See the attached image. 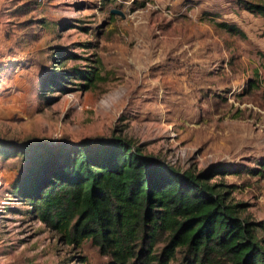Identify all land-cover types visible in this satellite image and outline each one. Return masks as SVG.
I'll list each match as a JSON object with an SVG mask.
<instances>
[{
	"label": "rangeland",
	"instance_id": "1",
	"mask_svg": "<svg viewBox=\"0 0 264 264\" xmlns=\"http://www.w3.org/2000/svg\"><path fill=\"white\" fill-rule=\"evenodd\" d=\"M263 32L236 0H0V149L125 137L181 171L224 168L211 181L233 185L242 217L264 224ZM57 51L77 55L68 66L97 54L106 81L43 95ZM29 166L0 154V264H107L91 240L67 244L28 212L15 186Z\"/></svg>",
	"mask_w": 264,
	"mask_h": 264
},
{
	"label": "trees",
	"instance_id": "2",
	"mask_svg": "<svg viewBox=\"0 0 264 264\" xmlns=\"http://www.w3.org/2000/svg\"><path fill=\"white\" fill-rule=\"evenodd\" d=\"M236 3L264 18V0ZM33 5L25 2L13 12H31ZM218 26L245 37L235 25L222 21ZM76 56L54 54L43 95L67 93L75 81L81 91L106 81L97 54L86 57L84 66H68ZM15 148L11 153L3 147L0 154L28 155V173L15 186L29 203L28 212L67 244L91 240L100 255L109 257L107 264H264V234H259L264 224L242 217L246 203L231 199L233 185L211 181L222 167L181 171L120 136L93 141L61 136ZM256 174L264 178V162ZM81 263L87 264L84 257Z\"/></svg>",
	"mask_w": 264,
	"mask_h": 264
},
{
	"label": "water",
	"instance_id": "3",
	"mask_svg": "<svg viewBox=\"0 0 264 264\" xmlns=\"http://www.w3.org/2000/svg\"><path fill=\"white\" fill-rule=\"evenodd\" d=\"M111 12H112V13H121V12L118 11V10H112Z\"/></svg>",
	"mask_w": 264,
	"mask_h": 264
}]
</instances>
